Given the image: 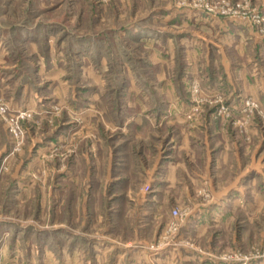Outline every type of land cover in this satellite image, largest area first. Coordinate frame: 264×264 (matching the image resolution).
Returning <instances> with one entry per match:
<instances>
[{"label":"rangeland","instance_id":"obj_1","mask_svg":"<svg viewBox=\"0 0 264 264\" xmlns=\"http://www.w3.org/2000/svg\"><path fill=\"white\" fill-rule=\"evenodd\" d=\"M0 264H264V0H0Z\"/></svg>","mask_w":264,"mask_h":264}]
</instances>
